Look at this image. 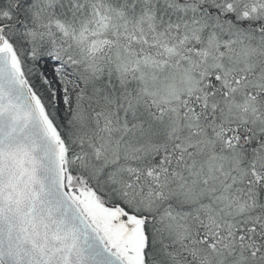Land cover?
<instances>
[{"label": "trees", "instance_id": "16d2710c", "mask_svg": "<svg viewBox=\"0 0 264 264\" xmlns=\"http://www.w3.org/2000/svg\"><path fill=\"white\" fill-rule=\"evenodd\" d=\"M208 7L0 0L4 36L64 144L68 185L150 218L144 264H264V14L242 21ZM100 15L108 25L96 33ZM244 45L257 53L241 57ZM50 58L61 83L74 77L67 110L41 75ZM192 64L185 92L166 99L152 73ZM227 173L218 201L184 198Z\"/></svg>", "mask_w": 264, "mask_h": 264}, {"label": "water", "instance_id": "95a60500", "mask_svg": "<svg viewBox=\"0 0 264 264\" xmlns=\"http://www.w3.org/2000/svg\"><path fill=\"white\" fill-rule=\"evenodd\" d=\"M64 153L0 27V263L144 264L150 218L68 186Z\"/></svg>", "mask_w": 264, "mask_h": 264}, {"label": "rangeland", "instance_id": "374dc122", "mask_svg": "<svg viewBox=\"0 0 264 264\" xmlns=\"http://www.w3.org/2000/svg\"><path fill=\"white\" fill-rule=\"evenodd\" d=\"M197 1L205 2L206 0H197ZM210 1L212 2L213 7H219L218 1H212V0ZM260 7H262V10H260ZM208 8L210 9V11H212V7H208ZM243 10H246V11L253 10L254 15L264 14V0H233L232 4H229L228 6H226L225 11H230V12H234L235 14H238L237 18H240L243 21L247 18L246 16L250 14L248 11L243 13L244 16L239 14ZM254 18H256V16ZM106 20L107 18L102 16L100 23H98L97 30H101L106 27L107 25ZM241 27L243 28V26ZM245 53L247 55L254 54V53H257V49L254 48L253 46L244 45L241 47V51H240L241 57H243ZM250 56H248L247 58H250ZM55 66H56V63H54L52 59H46V60L41 61L40 63V67L42 71L41 74L45 82L54 92L55 100L57 104L61 108L67 110L71 106L70 93H71L72 85L74 83V77L71 74H68L70 75V76L67 75L68 84L65 85L61 83L55 75ZM193 66L194 64H192V66L190 65L186 67L185 72L181 74L179 70L171 68L169 66H161L158 72L152 73L154 77L156 76V74H158L160 77L165 79L164 81L166 83H163V82L160 83V87H164L167 90H169L168 94L166 95V99L174 98L179 93L185 92V90H182L184 89L183 87H185V84H186L185 77L191 78L189 73L192 71ZM233 105L234 107H236L235 104ZM248 111L249 113L244 112L242 114V117L240 118L241 120L252 119L251 117H253L255 113L254 108L250 107ZM212 159H213V156H211L208 159V163H210L211 168L212 166H214L212 165ZM181 177H184V176L182 175ZM231 178L232 180H234L235 178H237V175L233 174L231 175ZM229 180H230V177L228 173L224 174L221 178H218V177L216 178V176L212 175L210 176L209 180L206 182V185L204 184L199 185V182L196 183L194 186L195 189L192 191L191 195L189 197L186 196L184 198H187L186 200L191 201V202H199L205 199L216 202L221 198L220 192L222 190L224 191L225 188L228 187ZM178 184H181V181L180 182L178 181ZM199 186H200V189H199ZM149 208L153 210L157 208V206L155 205V203H152L149 206Z\"/></svg>", "mask_w": 264, "mask_h": 264}, {"label": "bare ground", "instance_id": "6f19581e", "mask_svg": "<svg viewBox=\"0 0 264 264\" xmlns=\"http://www.w3.org/2000/svg\"><path fill=\"white\" fill-rule=\"evenodd\" d=\"M233 3V0H228L226 3H225V5H223L222 4V2H219V7H214V8H212V10H213V14L214 13H217V14H219V13H221V11H220V7L222 8V9H225L226 10V6H228L229 4H232ZM222 5H223V7H222ZM245 12V10H243L241 13H239V14H243ZM226 14H229L228 12H225ZM233 14H235V13H233ZM262 40V39H261ZM50 59H52L53 60V62L54 63H56V66H55V68L56 67H58V66H61V63H60V61H57V60H54L53 58H50ZM68 74H71V73H68ZM68 76H70V75H68Z\"/></svg>", "mask_w": 264, "mask_h": 264}, {"label": "flooded vegetation", "instance_id": "af4514ba", "mask_svg": "<svg viewBox=\"0 0 264 264\" xmlns=\"http://www.w3.org/2000/svg\"><path fill=\"white\" fill-rule=\"evenodd\" d=\"M212 13H213V11H212Z\"/></svg>", "mask_w": 264, "mask_h": 264}]
</instances>
